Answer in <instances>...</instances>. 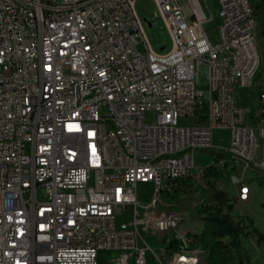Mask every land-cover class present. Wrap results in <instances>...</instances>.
<instances>
[{"label":"built area","instance_id":"built-area-1","mask_svg":"<svg viewBox=\"0 0 264 264\" xmlns=\"http://www.w3.org/2000/svg\"><path fill=\"white\" fill-rule=\"evenodd\" d=\"M136 1L0 0V264H99L103 252L114 264H147L148 253L201 264L198 234L181 233L184 217L162 211L161 194L212 180L201 152L239 166V202L247 174L264 171V84L256 108L240 96L262 68L264 0H218L216 42L202 0H188L190 17L181 0H155L165 53ZM140 183L152 184L147 202ZM171 232L176 249L161 245Z\"/></svg>","mask_w":264,"mask_h":264},{"label":"rangeland","instance_id":"rangeland-1","mask_svg":"<svg viewBox=\"0 0 264 264\" xmlns=\"http://www.w3.org/2000/svg\"><path fill=\"white\" fill-rule=\"evenodd\" d=\"M181 4L187 17H190L191 8L188 0H181ZM202 7L210 18L205 25L206 31L210 39L216 42L218 40L217 29L219 25L218 0H202ZM136 11L143 24L145 36L153 50L157 53L169 51L172 47L171 37L156 1L137 0ZM258 18L261 20L257 30V44L262 56V68L258 78L255 80L254 87L248 90H241L240 92L242 103L253 108H256L259 104V91L264 84V38L261 34V24L264 23V8L258 9ZM138 49L140 52H145L142 37L139 38ZM198 86L204 91L207 90V70L204 67L201 68L198 74ZM196 164L198 166L215 164L217 169L221 171V175L217 178H212L211 181L193 180L194 184L185 192H176L172 195H168L165 192L161 194V202L159 204L161 210L166 213H178L184 217L183 227L180 229L181 233L186 228H192L191 230L194 234L201 235L204 223L200 218L199 212L203 206L216 205L214 200L215 193L224 191L235 203L232 217L236 222L244 220L247 223L246 218H251L254 220L255 227L264 234V171L254 170L247 174L246 182L251 187V194L247 202H239L237 188L230 181L232 174L239 173V166L232 163L233 170L227 165L225 167L220 161L216 160V154L212 151L199 153L196 156ZM137 190L142 201L147 202L151 199L153 193L152 184L140 183ZM251 231L252 229L250 228L249 232ZM175 235V232L168 233L167 240L161 245H169ZM147 240L153 248H161L160 243L157 242V237H148ZM225 242L228 243L229 240L226 239ZM243 244L246 264H264V248L258 244L256 235L251 234L245 238ZM192 249L199 254L201 264H208V254L202 246L192 245ZM231 256L230 264H237L238 259L235 254L232 253ZM99 264H113V262L109 261V254H103L99 258ZM131 264H134V262L132 261ZM147 264H157L152 253L147 255Z\"/></svg>","mask_w":264,"mask_h":264},{"label":"trees","instance_id":"trees-1","mask_svg":"<svg viewBox=\"0 0 264 264\" xmlns=\"http://www.w3.org/2000/svg\"><path fill=\"white\" fill-rule=\"evenodd\" d=\"M261 8H264V4H261ZM261 19L259 18V21ZM262 26V36L264 38V23ZM225 157L221 154L216 156V160L220 161ZM227 165V163H226ZM221 175V172L215 167H212L207 172L206 177L209 179L217 178ZM189 186L187 184H181L176 192L188 191ZM216 205L203 206L199 212L200 218L204 223V228L201 235L196 237L194 245L202 246L208 254V264H230L232 260L231 254L234 253L238 259L237 264H246L244 259L245 247L243 240L249 237L251 234L256 235L258 244L264 248V234L260 232L254 225V220L246 218L247 223L244 220L236 222L232 217V212L235 209V203L231 200L228 194L224 191H217L214 196ZM252 229L249 232V229ZM229 242L226 243L225 240ZM170 249L177 248V242L170 244Z\"/></svg>","mask_w":264,"mask_h":264},{"label":"crops","instance_id":"crops-1","mask_svg":"<svg viewBox=\"0 0 264 264\" xmlns=\"http://www.w3.org/2000/svg\"><path fill=\"white\" fill-rule=\"evenodd\" d=\"M237 197H238V191H237ZM183 226H181V228H182ZM203 228H204V226H203ZM192 228H186L185 229V231L183 232V233H185V232H191L192 230H191ZM202 231H203V229H202ZM199 233H201L200 231H199ZM103 254H109V261L110 262H113V257H114V255H115V253H108V252H103V253H101L100 254V256H102ZM132 262V261H131ZM113 264H114V262H113ZM131 264V263H130Z\"/></svg>","mask_w":264,"mask_h":264},{"label":"water","instance_id":"water-1","mask_svg":"<svg viewBox=\"0 0 264 264\" xmlns=\"http://www.w3.org/2000/svg\"><path fill=\"white\" fill-rule=\"evenodd\" d=\"M151 25V24H150Z\"/></svg>","mask_w":264,"mask_h":264}]
</instances>
